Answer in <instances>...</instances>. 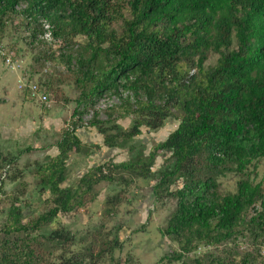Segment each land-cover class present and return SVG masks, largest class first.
I'll return each mask as SVG.
<instances>
[{"label": "trees", "instance_id": "obj_1", "mask_svg": "<svg viewBox=\"0 0 264 264\" xmlns=\"http://www.w3.org/2000/svg\"><path fill=\"white\" fill-rule=\"evenodd\" d=\"M9 35L14 58H24L20 44L31 51L22 71L49 97L63 81L49 62L62 63L79 92L58 154L34 162L31 192L51 206L24 222L20 196L13 195L0 227V264H100L118 237L95 232L79 253L68 248L51 263L40 239L73 246L75 235L59 225L62 216L94 201L104 181L124 186L105 201L104 214H114L135 178L155 180L156 201L176 200L160 230L177 245L164 256L168 263L264 264V173L258 180L255 171L264 159V0H0V42ZM210 53L218 54L214 64H206ZM105 96L119 104L102 119L98 103ZM89 111L87 125L105 145L131 152L144 128L157 130L168 117L178 125L148 153L95 165L70 186L67 162L84 151L76 131ZM124 118L128 128L118 123ZM34 149L16 156L0 150V197L8 170ZM160 152L169 155L156 170ZM230 173L236 187L224 192L221 179ZM247 235L252 248L240 252ZM200 247L214 249L203 259Z\"/></svg>", "mask_w": 264, "mask_h": 264}, {"label": "rangeland", "instance_id": "obj_2", "mask_svg": "<svg viewBox=\"0 0 264 264\" xmlns=\"http://www.w3.org/2000/svg\"><path fill=\"white\" fill-rule=\"evenodd\" d=\"M10 36L12 35L6 36L3 41V44L8 51H10L7 46L8 42L11 40ZM20 45L25 49L23 52L24 58L21 59V61L23 64H26V62L28 63L29 60L31 62V51L28 47H25V45ZM217 55L218 54L210 53L206 64H214L217 59ZM46 66L49 71H53L56 78L63 79V81L60 82L62 83L60 86L61 90L57 91L52 96L50 95V99L52 100L50 108L41 105L40 102L31 98L28 99V105L31 114L37 117V119L39 116H42L43 114L47 115L49 112L51 115L53 114V116H55L56 113L65 116L60 129L56 128L57 132H55V128H53L48 129L46 132L41 130L38 133L41 135V139L46 140L45 143L47 144L44 145L45 148L47 146L50 148L52 144L55 145L61 138L62 132L72 126V114L76 107L75 98L79 91H76V88L73 85L72 76L67 73V69L62 63L49 62ZM4 78L7 79L9 83L16 84L14 76ZM4 78H0V81L5 82V80H2ZM15 87H18L17 84ZM117 104H119V101L116 97L105 96L101 98L98 103V108L101 111L100 118L106 119L107 114L105 110L108 107ZM92 115L93 111H89L83 115L81 122L85 128H92L87 125L89 120L92 119ZM130 122L131 120L129 118H124L120 119L118 123L123 128H128L130 126ZM40 123L42 128H44L42 122ZM177 125L178 121L172 117H168L165 120L164 125L157 130L148 131L144 128L143 133L132 140L134 150L131 152L127 147L123 149L126 150L127 153L124 156H120L121 160H129L130 156L136 151L145 150V152L148 153V151H150L155 145L163 141V139L165 140L166 137H168V135L177 127ZM93 129L96 130L95 127H93ZM91 136L96 142H100L104 137L103 135L96 136L94 132ZM83 152L81 155H84ZM2 154L16 156L19 154V151ZM55 154L56 148L50 150L48 155L43 154L40 157L34 155L33 151L24 152L19 157V160L13 163L12 168L10 167L11 169L8 170V178L4 180V185L1 191L0 227H2L8 219V211L11 208V200L15 194H18L21 199L22 213L25 216L23 217L24 222L27 220H34L42 212L49 209L51 205L46 203L43 198H40L41 196L31 192L34 189L33 182L35 180L33 171H35V160H39L41 162L47 161L49 157L52 155L55 156ZM72 154L76 153L72 152L71 155ZM168 155L169 152H160V155L157 156L156 163L154 165L156 170L160 168V166L164 163L165 157ZM80 162L81 161L78 160L75 166L69 168L71 171H67V175L69 178L71 177V181L74 180L72 184H77L78 179L80 178L78 177L79 169L83 168L82 172H86L87 169L90 171L95 166L90 162H86L82 167ZM1 163L2 161L0 162V167L5 164ZM99 164L101 163L96 165ZM253 169L254 167L252 166L251 170ZM255 171L258 173L259 180L264 173V159L257 164ZM73 172L77 173V175H72ZM11 176L15 177L14 181L10 179ZM237 179L238 177L234 173H230L223 177L221 179L222 190L224 192L234 191ZM25 182L28 183L26 188L23 185ZM154 183V179L149 180L145 178H135L130 186L125 187L126 192L122 195V202L116 208L115 213L110 215L104 214L107 206L105 201L107 197L118 194L124 186L110 184L105 181L100 183L96 187L99 195L94 201L86 204V206L80 208L76 212L63 215L60 220L61 222H59V225L65 226L73 233V235H75L73 246L67 247L63 243L62 245H57L55 243H48L42 238L40 239L44 243L43 252L46 256V262H57L58 258L63 255L68 248H70L73 252L79 253L81 249H84L89 245L90 240L88 237L96 232L103 238L107 237V234H109L108 237L112 238L115 236L119 239V244L113 254H107L104 259L100 260V264H181L180 262L168 263L167 260L164 259V256L173 248H177V245L166 236H163L160 231L161 228L166 226L169 215L175 209L176 200L172 197H164L162 200L156 201L152 188ZM22 190L25 191L21 193ZM45 197L47 198L48 195L46 194ZM247 236L248 238H241L239 240L241 246L240 252L247 249L250 250L252 248V237L250 235ZM213 249V247H200L196 255L205 259L206 254ZM262 253L264 254V249L262 250Z\"/></svg>", "mask_w": 264, "mask_h": 264}, {"label": "crops", "instance_id": "obj_3", "mask_svg": "<svg viewBox=\"0 0 264 264\" xmlns=\"http://www.w3.org/2000/svg\"><path fill=\"white\" fill-rule=\"evenodd\" d=\"M21 73H23L22 70L16 72L9 71L0 60V78L14 76L16 79L15 82L18 86V78ZM2 80H5V82L0 81V150L3 153H14L15 151L20 152L21 150L24 151L28 147H32L35 148L33 150L34 155L40 157L43 154L48 155L50 150L56 148L55 155H57L58 148L56 147V144H52L50 148L46 145L47 147L45 148L44 145L47 144L45 143L46 140L41 139V135L38 133L41 130L46 132L48 129L53 128H55V132H57L56 128L60 129L65 116L61 114L59 115L58 113L53 116V114L51 115L49 112L47 115L43 114L37 119V117L31 114L28 105V99L30 97L27 93L19 90L18 87H15V83H9L5 78ZM40 122H42L44 128H42ZM78 128L79 129H77L76 133L78 132L77 134L84 143V155H81V153L70 155V159L67 162V171L70 170V167L75 166L78 160L81 161L80 164L82 167L86 162L96 165L98 163L108 161L109 159H112L114 162L126 161L121 160L120 158V156H124L127 153L126 150H123V147H109L104 144V139L100 142L93 140V137L91 136L93 132L96 136L102 135L97 129L96 130L98 132L93 129V127L85 128L83 126ZM153 135L155 136L154 133ZM82 169L83 168L79 169L81 175L78 172V177H81L89 172L88 169L86 172H82ZM72 175L76 176L77 173L73 172ZM73 182L74 180L71 181V177L69 178L67 175L66 183L72 186Z\"/></svg>", "mask_w": 264, "mask_h": 264}, {"label": "built area", "instance_id": "obj_4", "mask_svg": "<svg viewBox=\"0 0 264 264\" xmlns=\"http://www.w3.org/2000/svg\"><path fill=\"white\" fill-rule=\"evenodd\" d=\"M49 37V34H46ZM14 54L9 52L5 45L0 42V60L2 64L11 72L21 71L23 69V62L21 59L14 58ZM47 69L44 70L46 72ZM18 89L27 93V95L41 104H45L47 107H51V99L49 94L38 86V83L29 78L28 73H21L18 78ZM6 171L3 175L5 177Z\"/></svg>", "mask_w": 264, "mask_h": 264}]
</instances>
